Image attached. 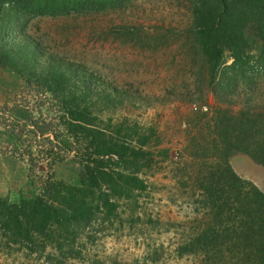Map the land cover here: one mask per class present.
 I'll list each match as a JSON object with an SVG mask.
<instances>
[{
  "label": "rangeland",
  "instance_id": "rangeland-1",
  "mask_svg": "<svg viewBox=\"0 0 264 264\" xmlns=\"http://www.w3.org/2000/svg\"><path fill=\"white\" fill-rule=\"evenodd\" d=\"M190 20L182 0H133L80 15L0 13V47L14 54L12 61H0V119L39 113L54 119L57 93L52 96L41 79L55 71L53 79L66 85L64 94L91 104L103 132L120 130L122 141L134 147L137 135L124 137L125 130L149 135L142 146L147 162L136 173L145 183L142 191L117 200L112 216L97 213L75 227L60 249L53 243L37 253L0 247V264H214L198 250L178 247L207 219L198 204L197 177L220 161L211 146L213 139L218 142L211 119L221 109L236 114L245 103L264 113V69L251 51L243 67L249 79H242L227 68L231 59L225 54L213 82ZM29 137L32 174L27 155L9 153L18 140L0 126V197L31 198L46 177L68 185L85 180L71 139L62 136L67 148L49 152L45 141ZM227 162L264 192V166L241 151H233Z\"/></svg>",
  "mask_w": 264,
  "mask_h": 264
},
{
  "label": "trees",
  "instance_id": "trees-1",
  "mask_svg": "<svg viewBox=\"0 0 264 264\" xmlns=\"http://www.w3.org/2000/svg\"><path fill=\"white\" fill-rule=\"evenodd\" d=\"M131 1L0 0V13L80 15L122 8ZM182 1L191 13L189 29L211 71L210 80L214 82L212 73L223 68L225 54L231 59L227 68L242 79H249L243 67L248 65L251 51L264 69V0ZM13 58L11 49L0 47V61ZM54 73L41 79L52 96L57 93L54 119H45L41 113L23 120L10 115L7 120L0 119V126L17 138L18 144L10 147L9 153L18 158L27 155L29 174L34 167L29 136L45 141L49 152L66 147L62 136H67L77 161L84 164L85 180L68 185L46 177L39 193L31 198L11 201L0 197L1 248L15 245L37 253L53 243L60 249L75 235V227L87 224L97 213L112 216L117 200L130 198L145 187L136 173L147 162L142 146L149 135L139 136L135 128L125 130L124 137L131 132L137 135L138 146L134 147L122 141L120 130L103 132L94 123L91 104L74 93L64 94L66 85L53 79ZM211 127L218 140H212V150L217 151L220 161L197 177L198 204L206 210L207 219L204 228L178 247L179 252L198 250L214 264H264V192L237 176L227 162L233 151H241L264 166V113L246 103L236 114L221 109L212 117Z\"/></svg>",
  "mask_w": 264,
  "mask_h": 264
}]
</instances>
